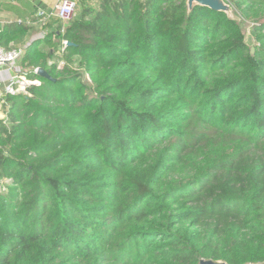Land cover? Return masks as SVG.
<instances>
[{"label": "trees", "instance_id": "obj_1", "mask_svg": "<svg viewBox=\"0 0 264 264\" xmlns=\"http://www.w3.org/2000/svg\"><path fill=\"white\" fill-rule=\"evenodd\" d=\"M92 1L26 49L40 84L4 91L0 264H264V0H227L253 47L186 0Z\"/></svg>", "mask_w": 264, "mask_h": 264}, {"label": "built area", "instance_id": "obj_2", "mask_svg": "<svg viewBox=\"0 0 264 264\" xmlns=\"http://www.w3.org/2000/svg\"><path fill=\"white\" fill-rule=\"evenodd\" d=\"M77 6V0H54L50 8L38 9L36 13L27 20V23L31 24L33 27L38 26L45 32H48L49 22L53 19H60L62 30H64L66 28V22L74 15ZM31 42L32 40L12 47H6L0 44V81L5 83L8 82L5 86L6 92H21L25 91L29 84H40L39 80H33L28 77L29 70L24 68L21 64L23 54L26 52ZM69 44L70 42L68 40H64L60 53H62ZM60 63L62 64L63 62L61 61ZM32 68L38 73L40 67Z\"/></svg>", "mask_w": 264, "mask_h": 264}, {"label": "crops", "instance_id": "obj_3", "mask_svg": "<svg viewBox=\"0 0 264 264\" xmlns=\"http://www.w3.org/2000/svg\"><path fill=\"white\" fill-rule=\"evenodd\" d=\"M6 1H9V0H0V5H1L0 14H3V11H5L6 13H8V15H11V16L10 17L5 16L4 18H2L3 16H1L0 26L7 25L16 20L25 19L27 21L36 13L38 9L50 8L54 3V0H12L9 2H6ZM5 3H6V7L3 5ZM2 6H4L5 8H3ZM46 33L47 32H45L43 29L39 28L38 26H34V27L32 26V30L29 36L27 37V41H30V40L33 41L34 39L45 36ZM0 83L5 84V82H2V81H0Z\"/></svg>", "mask_w": 264, "mask_h": 264}, {"label": "water", "instance_id": "obj_4", "mask_svg": "<svg viewBox=\"0 0 264 264\" xmlns=\"http://www.w3.org/2000/svg\"><path fill=\"white\" fill-rule=\"evenodd\" d=\"M186 4L189 13H191L196 6H205L216 11L225 12L231 19L237 21L239 20V17H237L236 14L234 13L235 12L234 7L227 0H186ZM38 74L53 81L56 80L43 67L39 68ZM202 264H225V263L216 262L213 260H202Z\"/></svg>", "mask_w": 264, "mask_h": 264}, {"label": "rangeland", "instance_id": "obj_5", "mask_svg": "<svg viewBox=\"0 0 264 264\" xmlns=\"http://www.w3.org/2000/svg\"><path fill=\"white\" fill-rule=\"evenodd\" d=\"M9 1H12V0H9ZM9 1H6V2H9ZM91 4L92 5H97V3H96V1L95 0H93L92 2H91ZM5 7H6V3L5 4H3ZM1 6V5H0ZM4 6H2L3 8H5ZM78 8H79V4H78V6H77V8H76V11L78 10ZM15 9V8H14ZM2 11V10H1ZM75 11V12H76ZM2 13V12H1ZM235 14H236V16L237 17H239V22L240 23H242V28H243V30H244V32H245V34H246V40H247V42L250 44V46L251 47H253V45H254V39L252 38V35H251V26L253 25V20H243V18L238 14V13H236V11L234 12ZM1 16H3L2 18H4L5 16L7 17V16H11V15H8V13H6L5 11H3V14H0V17ZM55 20V19H54ZM242 20H243V22H242ZM69 21V20H68ZM68 21L66 22V25H67V23H68ZM50 28V27H49ZM8 84V82L7 83H5V84H2V83H0V119H3V118H5L6 116H5V111H4V107H3V102H4V100H3V94H4V91H5V85H7ZM175 176H177L178 177V175H175ZM99 252H100V255H99V257H96L95 259H94V262L96 263V264H118L117 262L115 263V261L116 260H113L112 261V258H111V256H107V255H104V254H102L101 253V249H99ZM97 258H100V259H97Z\"/></svg>", "mask_w": 264, "mask_h": 264}]
</instances>
